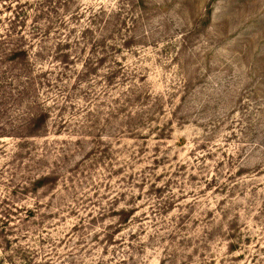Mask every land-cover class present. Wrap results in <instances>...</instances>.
<instances>
[{"label": "rangeland", "instance_id": "rangeland-1", "mask_svg": "<svg viewBox=\"0 0 264 264\" xmlns=\"http://www.w3.org/2000/svg\"><path fill=\"white\" fill-rule=\"evenodd\" d=\"M0 264H264V0H0Z\"/></svg>", "mask_w": 264, "mask_h": 264}, {"label": "trees", "instance_id": "trees-1", "mask_svg": "<svg viewBox=\"0 0 264 264\" xmlns=\"http://www.w3.org/2000/svg\"><path fill=\"white\" fill-rule=\"evenodd\" d=\"M15 55L20 57V58H24L26 56V52L25 51H20L19 53L15 54Z\"/></svg>", "mask_w": 264, "mask_h": 264}]
</instances>
